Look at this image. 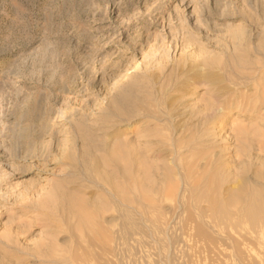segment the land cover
I'll list each match as a JSON object with an SVG mask.
<instances>
[{
  "label": "rangeland",
  "instance_id": "1",
  "mask_svg": "<svg viewBox=\"0 0 264 264\" xmlns=\"http://www.w3.org/2000/svg\"><path fill=\"white\" fill-rule=\"evenodd\" d=\"M0 264H264V0H0Z\"/></svg>",
  "mask_w": 264,
  "mask_h": 264
}]
</instances>
